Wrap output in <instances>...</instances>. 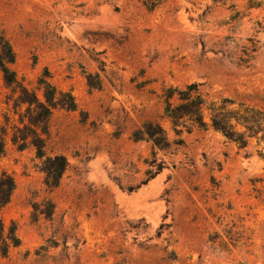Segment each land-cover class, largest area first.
Listing matches in <instances>:
<instances>
[{
    "label": "rangeland",
    "instance_id": "rangeland-1",
    "mask_svg": "<svg viewBox=\"0 0 264 264\" xmlns=\"http://www.w3.org/2000/svg\"><path fill=\"white\" fill-rule=\"evenodd\" d=\"M153 1L0 0L17 80L41 99L47 70L75 103L48 122L46 155L67 160L50 192L34 150L10 141L16 95L0 76V173L15 182L0 220L19 240L1 264H264V159L253 141L239 149L194 130L157 151L165 168L146 185L129 193L113 180L145 179L151 145L130 136L160 119L166 88L197 83L208 100L264 108V0H160L149 11Z\"/></svg>",
    "mask_w": 264,
    "mask_h": 264
},
{
    "label": "trees",
    "instance_id": "trees-1",
    "mask_svg": "<svg viewBox=\"0 0 264 264\" xmlns=\"http://www.w3.org/2000/svg\"><path fill=\"white\" fill-rule=\"evenodd\" d=\"M160 0L146 4V8L152 11ZM162 1V0H161ZM254 5V2H251ZM249 49L256 52L254 46ZM15 62V54L0 31V76L6 88L10 89L16 97L13 99V114L18 116L19 126H13L10 141L18 151L32 148L36 158L41 162L40 172L45 176L44 185L50 192L56 189L61 177L66 170L67 160L64 156H47L45 152L46 140L49 136L48 122L52 112L59 108L68 111L75 110L73 97L68 92L58 91L50 82V74L44 71L38 80V89L42 92V98L29 91L16 78L11 67ZM239 62L246 64L243 59ZM87 85L91 90L100 89V81L97 75H86ZM201 85L192 83L182 88L169 87L163 90V112L159 120L146 121L131 133V140L135 143L145 142L151 145V157L144 161L147 169L137 187L124 188L119 179L114 182L127 192L146 185L165 168L163 161L156 157L157 151L168 152L172 148L178 149L184 146V134H190L194 130H212L220 134L227 142L236 145L239 149H245L253 141L256 154L264 159V108H256L233 99L224 98L211 101L200 90ZM8 121V120H7ZM168 128L164 127V124ZM172 135V136H171ZM8 128L0 127V159L5 155L6 137ZM15 190L13 178L6 172L0 173V210L7 207ZM51 206V205H49ZM46 217L51 216L48 211ZM218 236L209 237L208 242L217 243ZM231 240V239H230ZM19 240L16 235V227L12 224L6 230L0 220V255L6 258L11 247H17ZM222 249L227 248L226 243H219ZM1 264V263H0Z\"/></svg>",
    "mask_w": 264,
    "mask_h": 264
}]
</instances>
